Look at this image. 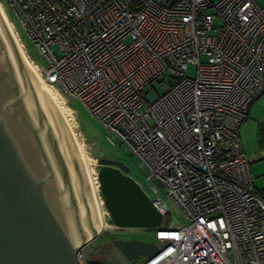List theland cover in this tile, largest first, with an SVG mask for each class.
<instances>
[{
  "label": "built area",
  "instance_id": "built-area-1",
  "mask_svg": "<svg viewBox=\"0 0 264 264\" xmlns=\"http://www.w3.org/2000/svg\"><path fill=\"white\" fill-rule=\"evenodd\" d=\"M9 2L45 58L43 66L31 61L47 84L63 98L81 99L110 141L146 171L141 185L162 212L153 229L161 243L141 264H264V196L254 187L240 135L264 91V5ZM190 63L195 76L188 75ZM156 79L162 89L153 96ZM163 193L186 223L165 220ZM84 248L77 253L80 263L96 264Z\"/></svg>",
  "mask_w": 264,
  "mask_h": 264
},
{
  "label": "water",
  "instance_id": "water-1",
  "mask_svg": "<svg viewBox=\"0 0 264 264\" xmlns=\"http://www.w3.org/2000/svg\"><path fill=\"white\" fill-rule=\"evenodd\" d=\"M98 160L112 222L158 228L162 212L130 167L114 158ZM101 228L84 158L0 7V264H81L78 251ZM158 248L145 239L115 238L98 254L111 264H133Z\"/></svg>",
  "mask_w": 264,
  "mask_h": 264
},
{
  "label": "rangeland",
  "instance_id": "rangeland-1",
  "mask_svg": "<svg viewBox=\"0 0 264 264\" xmlns=\"http://www.w3.org/2000/svg\"><path fill=\"white\" fill-rule=\"evenodd\" d=\"M258 1L260 4L264 5V0ZM0 5L4 9L9 25L11 24L10 27L20 48L22 49L21 46H23L29 58L33 59L37 64H40L41 66L46 64L45 58L37 50L35 42L28 35L27 31L14 13L9 0H0ZM216 24L220 25L219 19L216 20ZM195 73L196 65L190 63L188 75L195 76ZM152 85L154 88H151V94L155 96L157 95V92L161 91L162 85L158 79L154 80ZM65 98L67 100V105L75 110V120L77 122L75 130L79 141L84 144L85 153L89 157L85 162V165L86 167L88 165V167L92 168L94 177L98 176V171L101 167L98 160L100 157L114 158L126 163L130 167L129 174L140 184L146 186V171L141 166L140 162L128 151H126L116 139L117 143L115 145L110 141L102 122L90 112L81 99L70 95ZM59 116H61V113ZM261 129L263 130L262 135L260 134ZM240 135L246 155L250 161V171L253 176L254 187L259 192L264 191V91L261 92L251 104L248 118L241 124ZM98 193L100 199L103 200L104 206H102V208L105 215L104 220L108 223V226L102 227L98 232V237L87 244L84 249L89 260L95 262L96 264H101L97 259V242H99L98 240H100V236L106 233H115L113 235L120 236L125 235L121 232V229L118 230L114 227L116 225L110 219L109 210L105 206L101 188ZM162 197L169 208V213L165 216V220L170 218L172 220L177 219L179 223H186L187 219L184 217L182 210L177 205L175 200L164 193ZM141 230L142 229L128 231L127 233H130L131 236L138 239H145L158 244L161 243L155 238V234L152 229H145L144 231ZM148 258L149 257L147 255L139 254L136 256L133 264H141Z\"/></svg>",
  "mask_w": 264,
  "mask_h": 264
},
{
  "label": "bare ground",
  "instance_id": "bare-ground-1",
  "mask_svg": "<svg viewBox=\"0 0 264 264\" xmlns=\"http://www.w3.org/2000/svg\"><path fill=\"white\" fill-rule=\"evenodd\" d=\"M6 19H7V16L4 12V9L2 8V6L0 5ZM11 26V24H10ZM22 47V51L27 59V62H28V67L29 69L32 71V73L34 74L35 78L42 84L43 87H46L47 89V92L51 98V101L57 111V113H61V117L63 115V121H65L66 125H67V129H68V132L70 133L72 139L74 140L80 154L82 155V157L84 158V161L86 162L88 160V156L87 154L85 153V147H84V144L81 143L77 137V132L75 130V127L77 126V122L75 121L74 119V115L71 113V108L70 106L67 105L66 103V100L65 98H63L60 93H58L53 87H50L47 82L44 80V78L40 75L36 65L31 61V59L29 58L28 54L26 53L25 49L23 46ZM87 170H88V173L90 175V179H91V183H92V186H93V190H94V194H95V197H96V201H97V204H98V208H99V214H100V218H101V221H102V227H105V226H108V223L105 222L104 220V210L102 208V206H104L103 204V200L100 199V196L98 195V191H97V184L99 181H97L98 179H96V177H94L93 175V170L92 168L88 167L87 165ZM91 171V172H90Z\"/></svg>",
  "mask_w": 264,
  "mask_h": 264
},
{
  "label": "flooded vegetation",
  "instance_id": "flooded-vegetation-1",
  "mask_svg": "<svg viewBox=\"0 0 264 264\" xmlns=\"http://www.w3.org/2000/svg\"><path fill=\"white\" fill-rule=\"evenodd\" d=\"M118 232V231H117ZM124 233L125 236H120V235H113L115 233H106L104 235H101L100 236V240H98L99 242H97V250L100 249L101 246H103L107 241H111L115 238H123V239H126V238H130V239H135L136 237H133L131 236L129 233H125L124 231H121ZM97 259L98 261L101 263V264H111L110 262H108L106 259L102 258L100 256V254H98V251H97Z\"/></svg>",
  "mask_w": 264,
  "mask_h": 264
},
{
  "label": "trees",
  "instance_id": "trees-1",
  "mask_svg": "<svg viewBox=\"0 0 264 264\" xmlns=\"http://www.w3.org/2000/svg\"><path fill=\"white\" fill-rule=\"evenodd\" d=\"M262 129H261V132H260V134L262 135ZM260 193L264 196V191H260Z\"/></svg>",
  "mask_w": 264,
  "mask_h": 264
}]
</instances>
